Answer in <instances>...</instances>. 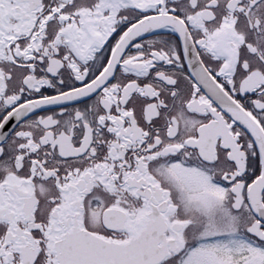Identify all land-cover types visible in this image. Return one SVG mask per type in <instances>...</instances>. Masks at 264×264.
<instances>
[{
	"label": "snow or ice",
	"instance_id": "6c2138e0",
	"mask_svg": "<svg viewBox=\"0 0 264 264\" xmlns=\"http://www.w3.org/2000/svg\"><path fill=\"white\" fill-rule=\"evenodd\" d=\"M0 264H264V0H0Z\"/></svg>",
	"mask_w": 264,
	"mask_h": 264
}]
</instances>
